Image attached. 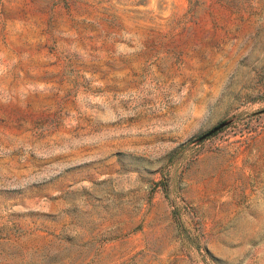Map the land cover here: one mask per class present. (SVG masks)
I'll list each match as a JSON object with an SVG mask.
<instances>
[{
  "label": "rangeland",
  "instance_id": "374dc122",
  "mask_svg": "<svg viewBox=\"0 0 264 264\" xmlns=\"http://www.w3.org/2000/svg\"><path fill=\"white\" fill-rule=\"evenodd\" d=\"M0 264H264V0H0Z\"/></svg>",
  "mask_w": 264,
  "mask_h": 264
},
{
  "label": "water",
  "instance_id": "95a60500",
  "mask_svg": "<svg viewBox=\"0 0 264 264\" xmlns=\"http://www.w3.org/2000/svg\"><path fill=\"white\" fill-rule=\"evenodd\" d=\"M231 121L232 120H226V121H223V122L219 123L214 128H212L208 132H206L203 135H201L196 141L199 142V141H202V140L208 138L209 136L215 134L216 132H218L219 130H221L225 126H227Z\"/></svg>",
  "mask_w": 264,
  "mask_h": 264
}]
</instances>
